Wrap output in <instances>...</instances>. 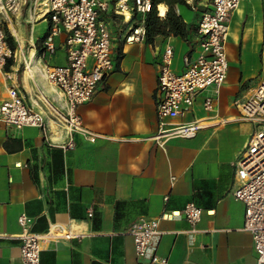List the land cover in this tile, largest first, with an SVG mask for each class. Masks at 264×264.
<instances>
[{
    "label": "crops",
    "instance_id": "obj_1",
    "mask_svg": "<svg viewBox=\"0 0 264 264\" xmlns=\"http://www.w3.org/2000/svg\"><path fill=\"white\" fill-rule=\"evenodd\" d=\"M174 8L187 26L196 27L211 0H185ZM50 25L36 0H20L17 12L4 15L18 54L0 72V101L9 88L17 89L27 106L43 114L45 131L0 122V235L11 237L0 238V264H22L21 215L37 234L58 223L84 235L41 241L39 264H159L137 256L125 231L141 217L179 212L188 202L202 209L200 220L191 225L182 213L160 219L157 256L166 264H255L244 204L231 193L238 184L233 163L254 130L240 119L235 102L264 78V0H240L231 15L228 40L236 48V75L228 65L218 92L207 87L182 116L166 119L168 127L204 123L192 137L159 134L155 91L164 46L173 47L171 70L182 73L185 58L193 60L200 49L196 30L156 36L152 43L125 42V29L113 32V69L76 108L91 140L67 128L59 90L36 68L25 75L20 62L38 66ZM65 37L64 31L54 37V54L43 58L47 65L66 63ZM206 98L212 100L208 111ZM235 137L237 145L227 147Z\"/></svg>",
    "mask_w": 264,
    "mask_h": 264
},
{
    "label": "built area",
    "instance_id": "obj_2",
    "mask_svg": "<svg viewBox=\"0 0 264 264\" xmlns=\"http://www.w3.org/2000/svg\"><path fill=\"white\" fill-rule=\"evenodd\" d=\"M51 23L49 32L42 41L41 56L54 54V37L66 33L64 48L66 63L47 66L46 79L61 93L67 115L65 121L71 131H79L89 139L93 137L81 125L76 108L89 101L98 84L113 69V29L110 22L101 16L110 11L125 27V42H140L145 37L144 19L151 10V0H39ZM240 0H211V8L201 13L196 25L199 51L193 60L185 58L182 73L171 70L173 47L166 44L161 53L155 91L156 115L159 120V134L167 136L192 137L196 122L175 124L168 127L166 119H174L188 111L195 98L207 87L218 92L225 81L228 64L225 42L233 11ZM20 0H0V72L14 55L4 31V15L15 13ZM133 17V18H132ZM205 110H211L212 100L206 98ZM235 106L243 121L251 122V133L238 159L233 163L237 186L232 197L244 204V229L250 233L256 253L255 264H264V78L242 101ZM0 122L17 129L37 127L45 131L43 114L27 106L17 89L9 88L7 96L0 101ZM63 148L65 146L63 145ZM167 200V197L164 198ZM181 213L191 225L201 217L202 209L194 202H188L182 211L163 212L159 218H139L127 228L126 234L133 239L135 254L146 257L151 263L166 264V259L155 254L157 240L161 234L160 219H171ZM89 216L92 209L88 211ZM22 233L20 259L22 264H39L41 241H57L81 238L62 224L53 223L46 232L37 234L28 229L25 215L19 218ZM0 238H11L0 235Z\"/></svg>",
    "mask_w": 264,
    "mask_h": 264
},
{
    "label": "trees",
    "instance_id": "obj_3",
    "mask_svg": "<svg viewBox=\"0 0 264 264\" xmlns=\"http://www.w3.org/2000/svg\"><path fill=\"white\" fill-rule=\"evenodd\" d=\"M152 7L149 12L146 13L144 19V27H145V37L144 40L146 43H152L156 36H164V35H180L185 36L188 32L195 30L196 27L193 25H188L182 20L181 16L178 15L175 11V4L184 3L185 0H151ZM163 3L167 6V11L164 17L158 16L157 5ZM48 16V15H46ZM133 18V17H132ZM101 19L105 22H110V25L113 29V32H117V28L113 27L112 22L116 20V16L112 11L105 13L101 16ZM118 21V20H117ZM128 23H122L120 27L123 29L127 26ZM121 29V30H123ZM5 36L6 40L11 47L12 50L15 49V41L12 35L6 30ZM121 55L116 57V60L120 58ZM12 62V58L8 59L7 66H9Z\"/></svg>",
    "mask_w": 264,
    "mask_h": 264
},
{
    "label": "rangeland",
    "instance_id": "obj_4",
    "mask_svg": "<svg viewBox=\"0 0 264 264\" xmlns=\"http://www.w3.org/2000/svg\"><path fill=\"white\" fill-rule=\"evenodd\" d=\"M40 1L39 0H36V3L37 4H40L39 3ZM41 6V5H40ZM121 23V22H120ZM118 22L117 24V28L119 29H123V27L121 28L120 27V24ZM5 29L12 35L11 31L5 26ZM125 29V28H124ZM13 37V36H12ZM229 37H227L226 39V42H225V51H226V58H227V64L229 65L230 67V74L232 75H236V72L234 71V62H233V59L235 58V53H236V48L229 42L228 40ZM17 45H15V49L13 50V52L17 53ZM18 54V53H17ZM14 56V55H13ZM13 58V57H12ZM44 57L41 56V53H38L37 52V55H36V60L35 62L38 61V66L36 67V69H38L40 71V73L44 76V78L46 79V76H45V70H46V67L49 66L47 65L46 61L43 59ZM20 62L21 64L23 65L24 68L27 67V65L29 64L28 61H26L24 58H21L20 59ZM231 69H232V73H231ZM48 81V80H47ZM65 124L67 126V123L65 121ZM228 129H223L221 131V133H226ZM238 137H235L234 139L230 140L228 143H227V147H232L234 145H237L238 143ZM226 146V145H225Z\"/></svg>",
    "mask_w": 264,
    "mask_h": 264
},
{
    "label": "bare ground",
    "instance_id": "obj_5",
    "mask_svg": "<svg viewBox=\"0 0 264 264\" xmlns=\"http://www.w3.org/2000/svg\"><path fill=\"white\" fill-rule=\"evenodd\" d=\"M158 11H159V14H158L159 16H164V14H165V6L162 5V4H159ZM33 68H36L35 65L28 64L27 67L25 68V73H26L25 75H27V73L29 74ZM202 127H204V123L196 121V125H195L196 131L201 129Z\"/></svg>",
    "mask_w": 264,
    "mask_h": 264
}]
</instances>
